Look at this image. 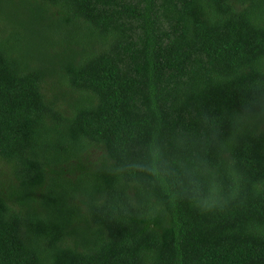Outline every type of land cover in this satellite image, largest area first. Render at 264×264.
I'll return each mask as SVG.
<instances>
[{
    "label": "trees",
    "instance_id": "obj_1",
    "mask_svg": "<svg viewBox=\"0 0 264 264\" xmlns=\"http://www.w3.org/2000/svg\"><path fill=\"white\" fill-rule=\"evenodd\" d=\"M0 264H264V0H0Z\"/></svg>",
    "mask_w": 264,
    "mask_h": 264
}]
</instances>
